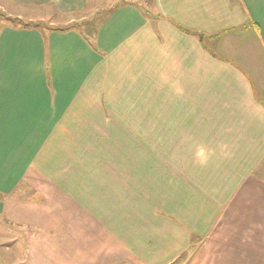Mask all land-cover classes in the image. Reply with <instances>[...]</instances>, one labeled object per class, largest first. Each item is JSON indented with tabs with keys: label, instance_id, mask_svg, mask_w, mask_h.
Masks as SVG:
<instances>
[{
	"label": "crops",
	"instance_id": "obj_1",
	"mask_svg": "<svg viewBox=\"0 0 264 264\" xmlns=\"http://www.w3.org/2000/svg\"><path fill=\"white\" fill-rule=\"evenodd\" d=\"M145 6L0 25V222L22 264H264V0Z\"/></svg>",
	"mask_w": 264,
	"mask_h": 264
},
{
	"label": "rangeland",
	"instance_id": "obj_2",
	"mask_svg": "<svg viewBox=\"0 0 264 264\" xmlns=\"http://www.w3.org/2000/svg\"><path fill=\"white\" fill-rule=\"evenodd\" d=\"M134 2L144 7L149 4V0H98L89 5L86 9L70 15H62L54 8H22L14 6L0 0V25H8L13 27H31L38 25L39 29L45 28H80L83 24V18L100 19L104 17V13L111 7L116 6L119 2ZM146 7V6H145ZM19 236L16 228L9 227L0 222V264H22L24 243L17 244Z\"/></svg>",
	"mask_w": 264,
	"mask_h": 264
},
{
	"label": "trees",
	"instance_id": "obj_3",
	"mask_svg": "<svg viewBox=\"0 0 264 264\" xmlns=\"http://www.w3.org/2000/svg\"><path fill=\"white\" fill-rule=\"evenodd\" d=\"M19 28H32V29H39L38 25H32L31 27H27L26 25L23 27H19Z\"/></svg>",
	"mask_w": 264,
	"mask_h": 264
}]
</instances>
